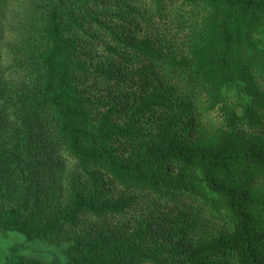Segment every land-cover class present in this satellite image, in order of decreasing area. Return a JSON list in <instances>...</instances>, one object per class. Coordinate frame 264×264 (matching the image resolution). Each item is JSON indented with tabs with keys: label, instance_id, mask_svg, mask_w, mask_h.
Listing matches in <instances>:
<instances>
[{
	"label": "trees",
	"instance_id": "obj_1",
	"mask_svg": "<svg viewBox=\"0 0 264 264\" xmlns=\"http://www.w3.org/2000/svg\"><path fill=\"white\" fill-rule=\"evenodd\" d=\"M9 233L61 253L0 264H264V0H0Z\"/></svg>",
	"mask_w": 264,
	"mask_h": 264
},
{
	"label": "rangeland",
	"instance_id": "obj_2",
	"mask_svg": "<svg viewBox=\"0 0 264 264\" xmlns=\"http://www.w3.org/2000/svg\"><path fill=\"white\" fill-rule=\"evenodd\" d=\"M35 242L32 243L33 245H29L27 243L24 242V238L20 235L17 234H13V233H9V235L5 238H0V259L2 258V253L7 251V249L9 248L10 245H16L19 248H21V246H19V244H23V245H28L26 247H24L23 251L24 253L28 254V255H32V256H37L39 258L44 257V258H48L50 257L51 253L52 254H56V255H60V251L58 248L54 247L56 245H50L47 242H41L43 240L37 239L34 240ZM36 243V244H35ZM2 251V252H1ZM40 255V256H38ZM42 258V259H44Z\"/></svg>",
	"mask_w": 264,
	"mask_h": 264
}]
</instances>
